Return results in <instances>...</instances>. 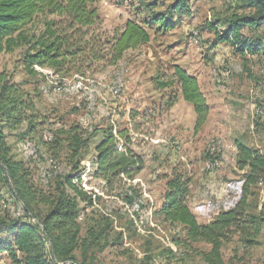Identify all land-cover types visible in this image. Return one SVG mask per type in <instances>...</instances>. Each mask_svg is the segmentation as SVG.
I'll return each instance as SVG.
<instances>
[{
	"label": "rangeland",
	"instance_id": "374dc122",
	"mask_svg": "<svg viewBox=\"0 0 264 264\" xmlns=\"http://www.w3.org/2000/svg\"><path fill=\"white\" fill-rule=\"evenodd\" d=\"M171 1L99 0L100 27L113 36L128 19L143 23L165 13ZM235 3L188 0V15L172 16L171 27L166 30L147 28V43L127 49L114 65H103L84 76L61 77L39 67L38 74L29 76L21 65L23 47L1 55L0 69L23 83L44 115V125L35 132L27 133L25 123L5 130L14 159L26 163L36 185L44 187L51 172L65 166L66 150L57 153L51 146L52 130L78 124L92 133L75 172L80 180L74 182L96 195L93 207L83 211L87 217L107 216L111 225L107 239L100 241L103 246L89 249L90 264H168L163 250L171 246L176 257L169 264H204L200 252L209 246L195 243L191 248L176 247L172 239L183 238L184 232L179 226L164 223L158 209L163 201L164 176L176 169L191 179L187 204L197 221H210L219 211L234 206L241 194L244 171L236 167L234 141L264 145V52L240 56L227 43L213 44V34L205 28L208 21L226 20ZM173 65L194 74L205 88L211 110L197 131L193 130L191 112L182 102L175 114L179 113L178 128H171L169 109L159 114L172 88L155 89L152 79L157 73L169 75ZM178 95L177 102L182 100ZM124 128L128 129V143L118 135ZM108 130L117 137L118 150L123 151L127 143L143 162L133 180L122 178L111 188L94 176L95 147ZM135 199L141 202L139 211L132 207ZM263 201L264 181H260L249 197L248 210L258 213ZM6 213L15 216L16 206L7 187L0 185V215ZM83 217L80 220L85 229ZM255 240L256 244L245 246L235 236L222 247L224 259L235 264H263L264 223ZM112 241L118 244L111 245ZM0 264L13 263L1 254Z\"/></svg>",
	"mask_w": 264,
	"mask_h": 264
},
{
	"label": "trees",
	"instance_id": "16d2710c",
	"mask_svg": "<svg viewBox=\"0 0 264 264\" xmlns=\"http://www.w3.org/2000/svg\"><path fill=\"white\" fill-rule=\"evenodd\" d=\"M98 1L0 0V57L23 47L21 65L29 76L39 73L36 67L49 69L61 77L84 76L103 65H114L127 49L147 43L150 39L147 28L166 30L171 27L172 16L188 15L190 11L188 0H172L165 13H157L143 23L128 19L120 31L109 36L100 27ZM235 1L226 20L208 21L205 28L213 34V44L227 43L240 56L260 55L264 52V0ZM152 82L155 89L172 88L159 114L177 102L179 92L195 113L193 130L201 128L210 107L196 76L173 65L169 75L157 73ZM22 85L0 69V185L7 187L16 206L15 216L0 215V255L6 254L13 264H90L89 249L103 246L100 241L107 239L111 225L107 216L87 217L83 211L93 207L96 195L74 182L80 180L75 172L80 168L83 150L92 133L78 124L52 130L51 146L57 153L66 150L65 166L52 171L44 187L36 185L26 163L14 159L5 135L6 129L23 123L27 133L35 132L45 123L44 115ZM127 132L124 128L118 135L128 143ZM116 138L108 130L95 147L94 176L109 188L122 178L133 180L143 167L142 159L127 143L123 151L117 149ZM235 148L236 167L244 171L240 197L233 207L219 211L206 223H199L188 207L190 177L176 169L164 176L165 190L158 209L162 221L183 230V238L172 239L176 247L191 248L195 243L209 246L207 251L200 252L204 264H235L224 259L223 245L235 236L245 246L256 244L255 237L264 223V201L258 213L248 210L254 187L264 181V148L250 147L241 141L235 142ZM81 213L85 229L79 219ZM114 244L118 242L112 241L111 245ZM163 255L168 264L176 257L171 248L164 249Z\"/></svg>",
	"mask_w": 264,
	"mask_h": 264
},
{
	"label": "crops",
	"instance_id": "0c3cea01",
	"mask_svg": "<svg viewBox=\"0 0 264 264\" xmlns=\"http://www.w3.org/2000/svg\"><path fill=\"white\" fill-rule=\"evenodd\" d=\"M183 68V67H182ZM185 69V68H184ZM186 70V69H185ZM189 73V72H188ZM191 74V73H190ZM194 75V74H193ZM195 76V75H194ZM197 78V77H196ZM197 81H198V84H199V87H200V90H201V92L204 94V96L206 97V91H205V88H203V87H201L200 86V81H199V79H197ZM206 101H207V99H206ZM180 102H182V103H184V104H186V106L188 107V109H189V112H191V117H192V126H194V122H195V113H194V111H193V108H192V105L190 104V103H188V102H185L183 99L182 100H179L178 102H176L170 109H169V111L171 112V116H173L172 117V120L173 121H171L172 122V125H171V128L174 130V129H176V128H178V124H179V120H180V118H179V113H178V115H175L176 113H177V111H178V109H180V107L182 106L181 104H180ZM180 104V105H179ZM207 104L209 105V107H210V110H211V106H210V104L208 103V101H207ZM210 110H209V113H210ZM208 116H209V114H208ZM208 116H207V118H208ZM191 126V127H192ZM202 127V126H201ZM236 141H240V140H235L234 142H236ZM242 143H244V144H246L247 146H250V147H255V148H260V149H263L264 148V145H261V143L260 144H252V143H250V144H248V143H245V142H243V141H241ZM236 154V153H235ZM236 156V155H235ZM233 207V206H232ZM231 208V207H230ZM229 209V208H228ZM83 213H81L80 214V217H79V219L81 218V216H83L82 215ZM173 251H174V248L171 246L170 247ZM175 252V251H174Z\"/></svg>",
	"mask_w": 264,
	"mask_h": 264
},
{
	"label": "bare ground",
	"instance_id": "6f19581e",
	"mask_svg": "<svg viewBox=\"0 0 264 264\" xmlns=\"http://www.w3.org/2000/svg\"><path fill=\"white\" fill-rule=\"evenodd\" d=\"M134 205L132 206L134 208V210L136 211H139V208L137 207H140V201H136V199L133 201Z\"/></svg>",
	"mask_w": 264,
	"mask_h": 264
},
{
	"label": "built area",
	"instance_id": "2783aa9c",
	"mask_svg": "<svg viewBox=\"0 0 264 264\" xmlns=\"http://www.w3.org/2000/svg\"><path fill=\"white\" fill-rule=\"evenodd\" d=\"M263 71H264V69H263ZM217 83H218V79H217ZM213 149H214V147L212 146V147L210 148L211 152L213 151ZM137 208H140V207H137Z\"/></svg>",
	"mask_w": 264,
	"mask_h": 264
}]
</instances>
